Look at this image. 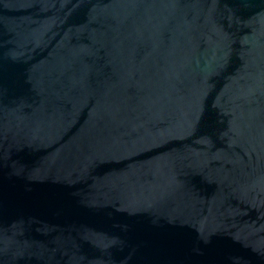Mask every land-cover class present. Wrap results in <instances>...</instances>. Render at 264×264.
<instances>
[{"label": "water", "instance_id": "water-1", "mask_svg": "<svg viewBox=\"0 0 264 264\" xmlns=\"http://www.w3.org/2000/svg\"><path fill=\"white\" fill-rule=\"evenodd\" d=\"M0 264H264V0H0Z\"/></svg>", "mask_w": 264, "mask_h": 264}]
</instances>
